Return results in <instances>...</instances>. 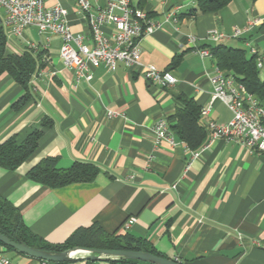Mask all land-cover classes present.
Listing matches in <instances>:
<instances>
[{"label":"crops","instance_id":"0c3cea01","mask_svg":"<svg viewBox=\"0 0 264 264\" xmlns=\"http://www.w3.org/2000/svg\"><path fill=\"white\" fill-rule=\"evenodd\" d=\"M56 3L69 10L73 32L88 34L72 0H47L48 5ZM177 5L178 24L163 22L140 42L143 64L177 78L167 88L149 83L141 68L123 64L114 70L91 66L92 79L78 82L59 54L57 35L29 27L22 36H7L8 52H30L38 66L26 101L21 100L23 86L6 72L0 75V142L11 137L22 141L36 128H43V134L19 167H0V195L17 207L34 234L51 244L98 223L110 234L129 232L144 239L185 264H264V154L222 138L192 150L172 128L176 96L207 107L213 91L209 77L216 72L214 58L201 55L185 36L196 35L198 48L215 45L207 39L209 31L231 34L249 18L264 19V0H232L218 13L198 15L186 14L196 0H147L143 6L154 20H163ZM224 42L249 56L252 47L264 53V22ZM109 110L120 115L110 117ZM161 117L175 133L174 147L155 145L152 126ZM231 118V110L215 101L201 121L206 127L209 120L226 123ZM46 156L56 157L61 168L93 163L99 173L90 182L48 187L28 176ZM131 216L137 221L126 231L123 224ZM4 245L0 241V251L16 264H110L109 258L86 259L84 253L70 262H48Z\"/></svg>","mask_w":264,"mask_h":264},{"label":"built area","instance_id":"2783aa9c","mask_svg":"<svg viewBox=\"0 0 264 264\" xmlns=\"http://www.w3.org/2000/svg\"><path fill=\"white\" fill-rule=\"evenodd\" d=\"M72 1L86 22L88 34L73 32L69 10L60 3L48 5L47 0H0L2 26L9 37L22 36L29 27L36 28L41 34L57 35L61 40L59 54L78 82L92 79L91 66L103 64L114 70L123 64L129 69L141 68L144 78L151 84L162 88L175 85L177 78L171 72L142 63L140 42L144 35L158 30L163 22L178 24L181 6H175L163 20H154L145 9L136 7L132 0H104V3L101 0ZM263 22L261 17L249 18L244 27L236 26L231 34L213 29L209 31L207 39L219 43L239 38ZM106 27H110L111 31H105ZM185 38L186 43L201 55L212 56L208 48L197 47L199 38L196 35L187 34ZM251 54L256 56L257 67L262 72L264 53L252 47ZM209 83L213 91L210 104L202 108V115H208L213 103L221 101L231 110L232 118L226 123L209 120L206 124L208 142L222 138L238 143L251 153L264 154V106L259 99L235 76L226 74L217 65L215 74L209 77ZM108 115L120 114L109 110ZM152 132L155 145L164 142L173 147L177 145L167 118H159L153 124ZM136 221L135 216L129 217L123 229L127 231ZM0 264L16 263L0 251Z\"/></svg>","mask_w":264,"mask_h":264},{"label":"trees","instance_id":"16d2710c","mask_svg":"<svg viewBox=\"0 0 264 264\" xmlns=\"http://www.w3.org/2000/svg\"><path fill=\"white\" fill-rule=\"evenodd\" d=\"M147 0H138L136 7L144 9ZM232 0H196V7L191 8L187 15H198L207 12L218 13ZM216 65L226 74L233 75L242 82L247 90L256 96L264 106V78L257 67L256 56H249L245 49L219 42L215 45H205ZM177 57L173 62H179ZM38 60L30 52L21 54L8 52L7 35L2 26L0 17V75L4 72L12 76L26 90L21 98L26 101L30 98L29 82L37 70ZM175 123L172 128L179 138L192 150H198L209 136L205 125L201 121L202 108L191 97L176 96ZM43 120L42 126L47 125ZM43 134V128L32 130L22 141L11 137L0 142V167L16 169L25 162L38 148ZM54 156L44 157L28 173L29 178L48 187H61L71 183L90 182L99 173V168L93 163L75 162L70 167L61 168L57 165ZM0 232L16 242H24L30 246L48 250L63 251L73 247L127 249L150 252L167 257L159 253L148 241L125 233H108L98 223L82 226L73 231L64 242L51 244L34 234L24 223L21 213L10 201L0 195ZM7 249L14 248L4 245ZM16 250V249H14ZM110 264H155L152 262L119 257L109 258ZM182 264L184 262L180 261ZM63 263V262H57Z\"/></svg>","mask_w":264,"mask_h":264},{"label":"water","instance_id":"95a60500","mask_svg":"<svg viewBox=\"0 0 264 264\" xmlns=\"http://www.w3.org/2000/svg\"><path fill=\"white\" fill-rule=\"evenodd\" d=\"M0 241L10 246L21 253H25L32 257L39 258L48 262H70L75 260L77 257L75 252L78 250L85 251L83 254L84 258L98 260L101 258H119L125 257L128 259H137L147 262H152L155 264H182L179 260L162 257L150 252L137 251V250H127V249H101V248H85V247H73L63 251H48L40 248L30 246L24 242H16L10 239L8 236L0 232Z\"/></svg>","mask_w":264,"mask_h":264},{"label":"bare ground","instance_id":"6f19581e","mask_svg":"<svg viewBox=\"0 0 264 264\" xmlns=\"http://www.w3.org/2000/svg\"><path fill=\"white\" fill-rule=\"evenodd\" d=\"M81 253H84L85 254L86 252L85 251H82V250H78V251L75 252V255L77 256V255H79Z\"/></svg>","mask_w":264,"mask_h":264}]
</instances>
